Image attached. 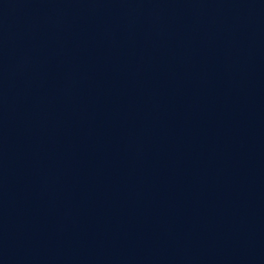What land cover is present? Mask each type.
<instances>
[{"label": "water", "instance_id": "95a60500", "mask_svg": "<svg viewBox=\"0 0 264 264\" xmlns=\"http://www.w3.org/2000/svg\"><path fill=\"white\" fill-rule=\"evenodd\" d=\"M0 264H264V0H0Z\"/></svg>", "mask_w": 264, "mask_h": 264}]
</instances>
